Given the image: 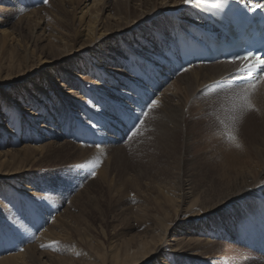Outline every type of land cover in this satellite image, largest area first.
Here are the masks:
<instances>
[{"label":"bare ground","instance_id":"bare-ground-1","mask_svg":"<svg viewBox=\"0 0 264 264\" xmlns=\"http://www.w3.org/2000/svg\"><path fill=\"white\" fill-rule=\"evenodd\" d=\"M55 1L58 3L56 12L58 14L53 18L57 19V21L54 20L55 24L61 22V26L66 28L63 32L55 24L44 23L42 17L39 16V11L43 7L31 10L32 17H21L18 20L19 26L29 24V30L34 33L32 34L36 44L34 48L38 47L45 32H48V45L34 49L36 50V62H38L36 68L29 66L30 58L27 55L29 51L24 52L26 53L23 58L24 64L17 67L22 68V73L16 76H21V78L11 79L10 73L4 77L0 76V143L7 136L13 144L25 143L32 135L27 129L31 127L33 130L37 128L39 132L36 134L46 135L45 137L51 138L52 141L67 137L65 132L67 130H64L69 127H65L67 121L79 122L82 115L89 111L99 116L103 110H106L112 116L103 113L98 123L100 128L101 126L106 128L107 121L113 119L116 131L114 128L113 136L110 138L113 139V145H116L121 138L123 139L125 123L121 118L117 119L118 115L111 109L112 106L118 109L123 104L137 114L139 108L133 101L138 99L137 94L143 95V90L147 88L149 94L154 93L153 98L160 101L156 110L163 112L169 109L177 115L183 113L185 100L190 98L191 101L201 106L199 108L201 112L203 111L202 114L215 116L213 120L215 123L210 120L213 124L212 133L216 128L221 130L219 137L211 134L215 136L214 139L217 137L212 140L213 136H210L211 141H215L214 143L207 137L201 140L195 137L191 129L202 124L206 128L208 126L205 123H198V125L197 122L186 126L182 122V117L178 116L180 126L184 128L182 132L187 128L190 129L187 135L182 133V146L183 148L188 145L192 146L195 153L200 150L204 151L199 155L205 161L206 168L216 172L217 175L208 185L192 186L189 181L185 180L180 186L178 199L169 189L158 186L157 193L152 194V202L158 210L172 211V220L167 221L168 223L161 221L158 231L149 236H134L127 242L124 240L123 246L121 244L116 248H111V250L114 249V254L111 256L110 264H191L187 262V258H190L192 264H215L217 253L221 250L225 251L226 248L231 250L235 244L230 242L231 221H234L238 231L235 240L238 244L243 240H251L252 233H254V242L264 250V85H261L253 96V103L259 111L229 113L228 106L223 100L222 90L227 85H231L233 89L239 88L233 84V79L240 77L239 67L237 64L219 62L203 66H184L180 71H169L166 68L167 74L160 77L173 79V82H176L175 90L185 93L186 99L179 98L177 95L168 97L165 93L159 95L158 89L146 80V76L149 75L155 83L159 81L158 72L153 71L152 65L158 61L161 64L155 68L163 69V62L170 63L167 55L177 37L185 31L195 32L194 25H203L205 22L202 16L184 4V0H92L91 3L89 0H53L47 4L51 6ZM23 3L25 0H0L1 5L5 4L4 7L10 5L19 8ZM6 10L10 11L11 8H6ZM6 10L5 8L1 10L0 7V28H3L7 22H2V18L8 17ZM104 14L107 15L104 16ZM60 17H63L61 21ZM41 20L45 26L41 25ZM156 25L161 28V31ZM67 27L70 30H67ZM36 29H39V34H35ZM12 36L9 32H0V49L6 47L8 39L13 40ZM76 41L79 47L74 49L72 43ZM157 44H159L161 54L147 56L146 48L155 47ZM133 51H139L138 55H135ZM11 67L16 68V65ZM29 68L32 69L28 71ZM68 68H70L69 71ZM32 77V86L28 87L33 90L24 92L26 93L25 98L21 99L19 95L14 98L8 84L11 87L14 81L22 82ZM114 98L123 100L117 101ZM110 99L114 101L111 102ZM174 105L176 108L180 106L181 110H174L172 108ZM152 113H149L148 117ZM52 122L62 126L60 136L57 130L52 129ZM60 122H65V126ZM27 123L31 127H27ZM58 124H56L57 128ZM20 125L26 129L23 130ZM102 129L103 127L100 131ZM87 132L94 134L91 129ZM229 133L236 136L237 140L230 142ZM20 134H23L22 141L18 139ZM76 134L77 132L74 133L75 136ZM95 139L94 149L82 148L69 142H61V144L51 142L46 147L41 146L40 149L47 148L56 157L66 147L75 150L77 154L74 157L77 158H82L84 153H91L97 157L101 154L103 156L101 145L105 142L106 136L101 134ZM237 142L241 145L240 148L235 147ZM213 144L214 147H212ZM230 146L236 149L233 152L234 155L223 158L222 151L225 148L229 149ZM33 149L38 148L26 145L21 150L0 152L2 153L0 177H11L14 175L12 173L24 171L26 167L24 164L34 160L31 158ZM16 152L17 155H15ZM7 154H11L9 164L5 161ZM105 162L107 163V160ZM10 164L13 168L9 166ZM21 164L22 167H20ZM98 177L104 181L107 180L105 167L99 171ZM18 183L21 184L19 185L21 188H24L26 184L27 190H31L32 185L28 187L29 183L25 181ZM130 183L131 187L134 186L132 181ZM1 187L3 186H0V206L6 203L3 202V197L7 198L2 195L6 190L4 189L3 192ZM148 189L153 190L151 187ZM30 195L34 193L31 192ZM57 221L56 219L54 223H58ZM186 221H188L187 228L181 229V224ZM244 222L245 227H243ZM225 226L226 231H223ZM56 232L51 227H47L39 232L36 231L33 236L38 237L35 238L37 245H45L59 238L60 234ZM169 234L174 237L172 245L167 244ZM79 239L91 247L85 236ZM34 250H36L35 245L27 246L19 254H9L0 258V264H38L36 261L38 255L35 256ZM249 252L246 253L249 254ZM45 253L48 252H42L40 255ZM246 253L241 252L243 256H247ZM175 254L180 256L178 263L173 261L172 256ZM91 260L94 259L90 257L82 264H98ZM59 261L63 262V259Z\"/></svg>","mask_w":264,"mask_h":264},{"label":"rangeland","instance_id":"rangeland-1","mask_svg":"<svg viewBox=\"0 0 264 264\" xmlns=\"http://www.w3.org/2000/svg\"><path fill=\"white\" fill-rule=\"evenodd\" d=\"M49 1L53 0H47V3ZM91 2L92 0H89V3ZM47 3H45L44 0H25V3L22 4L23 6L21 5L19 8H14V6L11 7L9 4V6L4 7L5 4H0L1 10L4 8L5 10L6 8H11L10 11L6 10L5 12L8 17L2 18V22H7L3 28H0V32L6 31L7 33L9 32L11 36L13 35V40L8 39L6 47L0 49V76L4 77L7 73H10V78L14 79L19 73L21 74L22 68L17 67L23 66V58L26 56L24 52L27 50L29 51L27 55L30 58L29 66L32 65V68L37 67L38 62H36V50L34 49H39L44 45H48V32L44 33V37L40 39L41 42L38 43V47L34 48L36 46L32 36L34 33L29 30V24H20L19 26L18 20L21 17H32L33 14L31 10L43 7L42 10L39 11V16L42 17L44 23L50 22L49 25L55 24L57 19H54L53 16L56 17L58 14L56 13L58 3L55 1L51 6ZM106 15L107 14H104V16ZM62 18L63 17L59 18L60 21ZM48 19L50 21H47ZM60 23L55 25L63 32L66 28L61 26ZM41 25L45 26L42 20ZM156 26L161 31V28H159L158 25ZM47 30L48 29H46V31ZM67 30L70 29L67 27ZM36 33H40L39 29L35 30V34ZM72 45L74 49L79 47L77 41L72 43ZM146 49L145 54L149 57L161 54L159 51V44L155 47L148 46ZM133 53L138 55L139 51H133ZM13 65H16V68H12L11 66ZM153 66L156 67V61ZM32 68H29L28 71ZM67 70L69 71L70 68ZM158 72L162 74V72L165 73L166 71L164 69H158ZM16 78H21V76ZM147 80L149 84L151 82L156 89H158L159 95L165 93L168 97L177 95L179 98L186 99L185 93H182L180 90H175L176 82H173V79L164 78V80L158 81V83H155L150 77H147ZM32 81L33 77L28 80H22V82L14 81L11 87H9L8 84V88H11L14 98L19 95L22 99L26 97L24 95L26 93L24 92L33 90L28 87L32 86ZM114 99L117 101L123 100ZM110 100L111 102L114 101L113 99ZM185 101L186 105L183 107V113L177 115L176 113L173 114L169 109H165L163 112L155 109L145 121L141 134L134 137V139L133 137L131 138V130L124 122L125 130L123 132V139L121 138L116 145H113V139L110 138V136H113L112 131H114V128L116 131V125L113 119H109L107 121L108 126L106 128L103 126V129L100 131L101 128L98 123L100 116H102L103 113L111 115L106 110H103V113H101V115L99 114V116L95 112L89 111L85 115H82L81 119L78 120L79 122L70 123L67 121L66 126V121L60 122L62 125L64 124L63 126L65 127L69 126L64 129L67 130L65 132L68 136L60 137V139L57 140L52 141L51 138L48 139L45 137L46 135L36 134V132H39L37 128H34V131L28 123L27 127H31V129H27L32 135H30V139L25 143L13 144V141L8 139V136L5 140H2L0 143V152L2 153L7 151L11 152L12 150H21L26 145L34 146L38 149H33L34 152H32L33 155L31 158L34 160L24 164V167L26 166L24 171L12 173L14 175L10 174L11 177H0V186H3L1 189L3 192L4 189L6 190L2 195L7 196V198L3 197V202L6 203L0 206V226H3L5 231L9 232V234H13L9 229V225L13 226L21 233L19 237H16L14 243L0 246V258L9 254H19L25 247L35 245L36 250H34V252L35 256L38 255L36 258L38 264H82L88 261L90 257L94 259L91 261H96L98 264H110L111 256L114 254V249L111 250V248H116L121 244V246H123L124 240L127 242L128 239L134 236H149L158 231L157 229L161 227V221H171L173 216L172 211L170 212L168 209L158 210L155 207V203L152 202V194L157 193V187L160 186L161 188L169 189L178 199L180 197V186L185 180L186 182L189 181L192 186L200 184L208 185L211 180L214 179V176L217 175L216 172L214 173L206 168L205 161L199 155L204 151L200 150L198 153H195L190 145L183 148L182 133L187 135L190 129L187 128L182 132L184 128H181L178 116L182 117V122L186 126H191L195 122H197L196 124L205 123L208 126V128H206L202 126L203 124H198L199 127L191 129L195 137L201 140H205L204 138L206 137L210 139L213 135L219 137L221 129L217 130L216 128L212 133V123H215V121H213L215 116L211 114L207 116V113L202 114L203 111L201 112L199 108L201 106L195 103V101H191L190 98H187ZM172 108L177 111L181 110V107L179 106L176 108V105L172 106ZM111 109H113V106ZM137 110L138 112L135 115L140 116V108ZM119 118L118 116L117 119ZM210 120L213 122L211 123ZM206 122H208V124ZM21 124L23 125V123ZM56 124L58 123L52 122L51 126L52 129L57 130L60 136V128H62V126L58 124L57 128ZM78 124L79 126H77ZM93 124L97 126L93 127ZM22 125L20 126L22 127ZM137 126H139L138 121ZM22 129L24 130L26 128L22 127ZM88 129H91L95 134L88 133ZM76 132L77 134L75 136L74 133ZM101 134L106 136L105 142L101 145V147H103V156H101V154L97 157V155L91 153H84L85 157L77 158L74 157L77 152L71 147H66L63 150L64 152L62 151V153L56 157L49 152V149H40L41 146L46 147L48 144H51V142H55L56 144L69 142L82 148L94 149V147H96L95 138L99 137ZM215 136L211 139L215 140L217 138L214 139ZM107 137L110 138L111 141ZM18 139L22 141L23 134L18 135ZM230 142L228 144H230ZM212 147H214V144ZM224 151H222L223 154L221 155L223 158H227L234 155L233 152H235L236 149H232L230 146L229 149L225 148ZM17 152L15 155H17ZM2 153H0V156H2ZM20 154H22V152H20ZM93 157L103 161L107 160V163L101 161V164L96 169L95 178L92 176V169L80 167L83 164L95 161L96 159H91ZM10 159L11 154H7L5 157L7 164L11 162ZM9 166L13 168L11 164ZM20 167H22V164ZM20 167H18V169ZM103 167H105L107 173L106 181L98 177V173ZM185 167L187 168L186 170L183 169ZM16 172L19 171L16 170ZM66 177L72 178L71 188L65 183ZM22 181L29 183L28 187L32 185L30 187L31 190H27L26 184L24 188H21V184L18 182ZM131 181L134 183L132 187ZM148 187L153 188V190L148 189ZM31 192H33L34 195H30ZM41 200L51 208V214L47 217L46 223L41 222L37 225L30 219L28 206L33 202ZM56 219L58 223L55 224L54 222ZM187 223L188 221L182 223L180 228H187ZM233 225L234 221H231V230H227V232L229 231L230 234V242L235 244H233L231 250L225 247V251H219L215 259V264H264V250L254 242L253 239L255 238V234L252 233L253 237L251 240H243L242 243L238 244V241H235L238 231L235 225L234 227ZM245 226L246 224L244 222L243 227ZM47 227H51V229H54V232L57 231L56 233L60 235L58 239L42 247V244L37 245L35 238L38 237L33 235L36 231L39 232ZM223 231H226V226ZM83 236L89 240V245H91V247L80 241L79 237L82 238ZM173 238L174 237L169 234L167 237V244L172 245ZM49 245H51V247H49ZM247 251H250L249 254L246 253ZM42 252L48 253L40 255ZM241 252H245L247 256H243ZM179 257L178 254H175V256H172L173 261L178 263ZM59 259H63V262L59 261ZM187 259V262L192 264L190 258Z\"/></svg>","mask_w":264,"mask_h":264},{"label":"snow or ice","instance_id":"snow-or-ice-1","mask_svg":"<svg viewBox=\"0 0 264 264\" xmlns=\"http://www.w3.org/2000/svg\"><path fill=\"white\" fill-rule=\"evenodd\" d=\"M47 3V0H44ZM201 0H184V4L186 5H196L199 4ZM234 2V0H233ZM213 8H219L222 19L227 21L228 23H242L243 16L247 15V12H234L231 15L229 14V0H224V5L214 3L212 5ZM260 10L264 12V4H261ZM243 59L245 61L249 60L250 57L244 56ZM254 63H248L245 69L242 71L246 73H254L256 71H260L261 74L258 77H253L252 75L247 76V82L245 85L240 86L239 88L233 89L231 85H227L223 90V100L227 104V111L229 113L236 112H252L259 111L253 103V96L258 91L261 85H264V58H254ZM138 99L133 101L141 110V115L137 116L132 110L127 109L126 106L121 104L120 108H113V111L116 115H118L123 122H125L129 129L131 130V137H136L141 134V130L144 128V120L147 119L148 114L153 112L155 109L159 107L160 101L153 98V94H149L148 89L145 88L143 90V95L137 94ZM137 121L139 122V126H137ZM96 124H93V127H96ZM103 126H101L102 128ZM134 129V130H133ZM95 134V133H94ZM228 139L230 141H236L237 137L228 134ZM235 147L240 148L241 145L237 142ZM101 164L99 159L95 161L89 162L87 164H83L80 167L92 169V176L95 178L96 169ZM65 183L69 188L72 186V178L66 177ZM29 216L33 223L38 224L41 222H47V217L51 214V208L44 201H36L28 206ZM9 229L13 234H9V232L5 231L3 226H0V246L5 244H12L15 242L16 237H19L21 233L16 230L13 226L9 225ZM42 247H44L42 245ZM51 247V245H49Z\"/></svg>","mask_w":264,"mask_h":264}]
</instances>
